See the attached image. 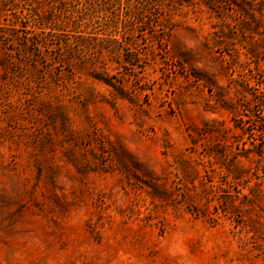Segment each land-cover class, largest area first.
<instances>
[{
  "label": "rangeland",
  "instance_id": "374dc122",
  "mask_svg": "<svg viewBox=\"0 0 264 264\" xmlns=\"http://www.w3.org/2000/svg\"><path fill=\"white\" fill-rule=\"evenodd\" d=\"M0 264H264V0H0Z\"/></svg>",
  "mask_w": 264,
  "mask_h": 264
}]
</instances>
